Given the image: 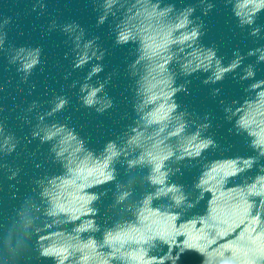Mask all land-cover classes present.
<instances>
[{
	"label": "clouds",
	"instance_id": "obj_1",
	"mask_svg": "<svg viewBox=\"0 0 264 264\" xmlns=\"http://www.w3.org/2000/svg\"><path fill=\"white\" fill-rule=\"evenodd\" d=\"M50 2L0 0V58L10 73L0 101H13L0 102V264H264V43L236 46L227 60L205 43L203 17L218 0H89L94 27L107 24L112 46L126 48L120 109L109 92L120 73L105 72L100 33L49 12ZM219 2L241 32L264 41V0ZM30 13L48 17L32 25L45 40L63 34L67 64H52L59 90L34 76H49L44 44L16 42L19 17ZM229 74L239 95L222 94ZM193 77L212 86L228 134L247 153L217 139L215 112L182 103ZM70 109L115 110L122 125L93 144ZM193 169L190 182L178 178Z\"/></svg>",
	"mask_w": 264,
	"mask_h": 264
},
{
	"label": "water",
	"instance_id": "obj_2",
	"mask_svg": "<svg viewBox=\"0 0 264 264\" xmlns=\"http://www.w3.org/2000/svg\"><path fill=\"white\" fill-rule=\"evenodd\" d=\"M23 8V5H21ZM48 11L52 12L54 15H59L61 19L74 18L79 20L82 24L89 27L93 32H99L105 46L109 48L110 55L105 57L106 67L105 72L117 68L119 73L117 76L113 77V82L116 84L115 87L109 86V92L115 96L118 101L117 107L120 109L124 108L122 94L127 95L124 92V87L127 82V77L123 75V65L124 57L126 55V48L121 46H112V38L108 31L107 24L100 26L99 28L94 27L95 23V13L92 10V5L89 0H51L48 5ZM197 14H199V8L197 9ZM203 19L206 22L207 32L203 37L205 43L216 42L219 45L220 54L225 55V59L231 56L232 48L239 46L242 51H246L248 47H254L257 43H264V41L255 40L253 37L247 35L246 32H241L235 25L234 17L231 14L230 6H225L223 3L217 2V5L212 9L207 16ZM48 17L42 16L39 19L36 18L35 13H30L28 15H23L19 17V25L24 30V34L16 38L17 43H40L44 44V51L47 53L49 58V64L45 66V72L49 73L48 79L45 81L43 73H34V76L38 78L40 84L47 83L50 87H55L59 90V83H63L62 80L53 79V77H59L60 73L57 69L52 66L53 61L56 59H61L62 64H67L66 60H63L62 53L65 50V45L62 43L63 34L59 31H53L47 36V39L41 35V29L38 27L36 30L32 29V25H46ZM260 23H264V11L261 12L260 18L258 20ZM10 36L15 37V30L10 32ZM254 57H249L247 60H253ZM246 60V62H247ZM2 58H0V80L6 79L10 74L9 72L3 71L2 68ZM260 71L257 73L258 76H264V63L260 66ZM79 74H83L82 72ZM104 73H101L103 75ZM222 87V94L227 97H232L239 95L242 90V85L237 83L231 78V75L226 77V79L220 82ZM191 92L189 95H185L183 92L179 93L178 96L183 104L188 105L190 108L196 109L198 112L213 111L216 113L215 123H223V127L215 128L217 133V139L221 141L222 144L227 145L231 143L233 145V151H239L241 153H247L248 148L244 143L243 138L235 135H229L227 132L228 125L221 120V112L217 107L216 100L209 95L210 85L202 84L200 79L193 77L192 83L189 85ZM67 90V89H65ZM42 87L36 89V93L42 92ZM43 98V97H41ZM7 105H10L13 101L11 97H7L4 101ZM17 102H20V96H17ZM73 104H75V98H73ZM73 118L76 123H83L85 131L90 136V143L95 144L97 137L101 140L107 138L113 130H118L122 122L118 119V113L115 110H108L103 114H96L94 112H87L83 109L72 110ZM9 125L16 129L18 134H23L27 131V126L20 128L17 121L10 118L8 121ZM36 142L29 147H34ZM44 147V146H42ZM9 160L13 157H8ZM27 170V175L32 174L31 163L24 165ZM38 171V170H37ZM195 170H185L184 175L178 178L185 183L190 182L192 173ZM25 176V180L27 179ZM10 203V202H9ZM5 206V197L2 192H0V208Z\"/></svg>",
	"mask_w": 264,
	"mask_h": 264
}]
</instances>
